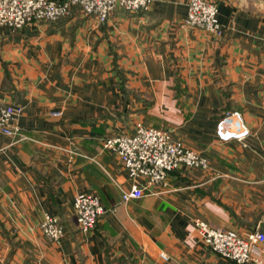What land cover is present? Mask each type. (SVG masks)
Returning a JSON list of instances; mask_svg holds the SVG:
<instances>
[{"label":"crops","instance_id":"obj_1","mask_svg":"<svg viewBox=\"0 0 264 264\" xmlns=\"http://www.w3.org/2000/svg\"><path fill=\"white\" fill-rule=\"evenodd\" d=\"M188 1L0 26V99L23 107L13 124L26 136L0 132V264H235L201 243L194 220L246 234L264 212V0H208L219 37L184 24ZM225 109L241 139L217 137ZM135 121L170 129L208 166H179L167 186L121 201L131 181L102 141ZM81 192L105 208L86 233ZM45 214L63 225L58 242L40 230ZM255 256L264 264V243Z\"/></svg>","mask_w":264,"mask_h":264},{"label":"built area","instance_id":"obj_2","mask_svg":"<svg viewBox=\"0 0 264 264\" xmlns=\"http://www.w3.org/2000/svg\"><path fill=\"white\" fill-rule=\"evenodd\" d=\"M150 2L151 0H0V26L18 29L42 24L66 16L74 8L93 16L98 22H104L117 9L128 12L146 11ZM217 10V6L208 0H189L184 24L219 37L222 27ZM22 108L19 104L0 99V132L14 142L26 138L20 128L13 124V119L21 113ZM51 115L59 116L60 111H52ZM230 117L239 118V113L226 111L216 123L215 132L220 140L241 139L247 133L241 123L233 122ZM229 126H234V129ZM102 142L104 149L118 156L131 181L128 190H121V201L141 198L150 192L152 186H167L169 174L179 166H208L205 156L183 145L170 129L154 127L142 121H135L130 132L109 135ZM73 210L83 233L92 230L105 212L96 194L82 192L74 196ZM39 227L42 234L54 242H58L64 235L63 225L56 215L45 214ZM194 227L200 235L201 243L209 250L235 264L260 263L255 254L261 252V245L264 243V212L253 230L246 234H238L199 218L194 220ZM159 257L168 260L163 252Z\"/></svg>","mask_w":264,"mask_h":264},{"label":"trees","instance_id":"obj_3","mask_svg":"<svg viewBox=\"0 0 264 264\" xmlns=\"http://www.w3.org/2000/svg\"><path fill=\"white\" fill-rule=\"evenodd\" d=\"M226 111H231V110H228V109L226 110V109H225L224 112H223V114H222L219 118H221V117L224 115V113H225Z\"/></svg>","mask_w":264,"mask_h":264}]
</instances>
